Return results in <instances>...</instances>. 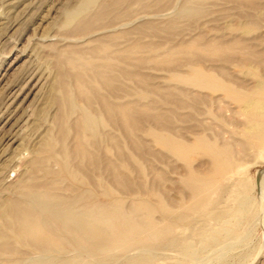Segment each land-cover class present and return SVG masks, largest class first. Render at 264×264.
<instances>
[{
  "label": "rangeland",
  "instance_id": "374dc122",
  "mask_svg": "<svg viewBox=\"0 0 264 264\" xmlns=\"http://www.w3.org/2000/svg\"><path fill=\"white\" fill-rule=\"evenodd\" d=\"M260 83L264 0H0V204L36 160L107 211L52 264H264Z\"/></svg>",
  "mask_w": 264,
  "mask_h": 264
},
{
  "label": "bare ground",
  "instance_id": "6f19581e",
  "mask_svg": "<svg viewBox=\"0 0 264 264\" xmlns=\"http://www.w3.org/2000/svg\"><path fill=\"white\" fill-rule=\"evenodd\" d=\"M104 10L102 8L101 12L104 13ZM258 87L264 85L260 83ZM243 109L253 115L264 114V101L248 100ZM35 161L33 166L36 171L27 174L29 177L20 186V196H17L19 198L8 197L0 204V219L5 224V229L1 227L5 231H0V253L15 254L16 249L12 247L11 239L33 251L34 254L29 256L31 264H52L55 262L51 257L52 252L62 253L67 246H70L80 253L83 249L80 241L82 239L97 243L107 211L105 205L98 202L95 197L84 196L82 186L75 185L70 188L72 195L62 194L59 182L66 180V177H57L47 167ZM115 226L126 229L127 223L121 222L120 225L117 223ZM116 239L119 238L114 237V240Z\"/></svg>",
  "mask_w": 264,
  "mask_h": 264
}]
</instances>
